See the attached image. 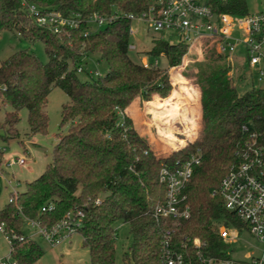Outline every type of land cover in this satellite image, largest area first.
<instances>
[{
    "label": "trees",
    "instance_id": "1",
    "mask_svg": "<svg viewBox=\"0 0 264 264\" xmlns=\"http://www.w3.org/2000/svg\"><path fill=\"white\" fill-rule=\"evenodd\" d=\"M28 1L83 19L94 12L138 13L156 0ZM212 6L218 12H249L246 0H212ZM131 25L123 15L87 35L84 22L57 34L38 25L21 0H0V33L16 30L24 38L40 40L47 55L42 62L23 49L0 62V108H11L0 124L6 131L1 137H18L21 109L27 110L29 134H45L49 92L59 87L69 97L62 105L60 123L69 124V129L59 135L50 162L38 177L25 182L23 191L11 192L0 208V225L16 236L11 240V255L17 264H34L43 255L40 244L22 229L26 220L50 227L78 210L83 213L78 233L88 248L89 264H115L114 224L118 221L127 222L132 234L123 264H159V241L165 227L173 229L176 240L185 235L199 237L207 243V254L226 257L227 245L216 233L215 223L224 219L226 225L243 226L225 209L221 196L212 193L230 166L240 162L239 151L249 137L241 132L242 125L260 133L259 142H264V87L252 84L239 93L237 81L228 74L230 64L216 53L210 40H204L203 59L183 72L199 94L197 136L173 151L157 154L132 119L120 113L137 97L146 101L153 94L166 97L172 83L177 90L163 100L165 104L174 100L178 104L181 93L194 100L195 88L175 68L170 72L172 83L169 80V69L181 63L187 44L154 38L145 52L149 65L144 66L130 56ZM89 54H98L108 70L83 80L77 68ZM160 55L165 56L166 67L154 65V57ZM240 68L244 71L246 65ZM197 150L200 163L193 167L184 189L190 216L156 222L152 212L165 192L159 182L161 167H174ZM3 155L0 149V163Z\"/></svg>",
    "mask_w": 264,
    "mask_h": 264
},
{
    "label": "built area",
    "instance_id": "2",
    "mask_svg": "<svg viewBox=\"0 0 264 264\" xmlns=\"http://www.w3.org/2000/svg\"><path fill=\"white\" fill-rule=\"evenodd\" d=\"M21 4L38 25L57 34L77 29L84 22L88 28L83 34L87 35L125 15L132 23H142L152 31L168 32L176 39L174 42L185 43L187 47L210 40L216 53L224 56L230 66L237 62L235 58H239L240 65H246L244 71L252 83L264 87V7L256 12L233 14L214 10L212 0H156L138 13L116 11L107 15L94 12L81 19L79 15H64L56 10L43 9L28 0H21ZM136 30L131 25L130 35ZM128 48L135 50V45L130 43ZM140 60L144 66L149 65L146 56ZM157 63L155 60L154 65ZM77 72H85L89 78L99 75L97 71H85L82 67H78ZM241 132L249 137L239 151L240 162L230 166L212 194L221 196L225 209L234 214L243 226L226 225L223 219L215 223V230L227 246L239 238V230H246L262 245L259 253L247 252L244 261L231 258L228 250L225 251L226 257L209 255L206 253V241L189 235L176 240L173 229L165 227L161 230L159 241V264H264V142H259L260 133L251 131L245 124L241 126ZM18 162L23 164L25 161L19 159ZM199 163L200 153L197 150L174 167H161L159 182L165 192L163 201L152 212L156 222L176 221L190 216L184 189L193 167ZM82 216L80 210L75 214L67 213L50 227L40 226L37 220L30 221L36 228V234L54 246L78 233ZM0 235L9 247L8 252L0 253V264H17L11 255V240L16 236L6 232L3 224L0 225Z\"/></svg>",
    "mask_w": 264,
    "mask_h": 264
},
{
    "label": "rangeland",
    "instance_id": "3",
    "mask_svg": "<svg viewBox=\"0 0 264 264\" xmlns=\"http://www.w3.org/2000/svg\"><path fill=\"white\" fill-rule=\"evenodd\" d=\"M246 1L249 12H256L264 7V0ZM132 28L137 29L134 34L130 35V43L135 45V50L130 51V56L133 60L140 59L146 55L145 52L151 48L154 38L161 37L170 42L176 41L174 37L169 36L168 32L152 31L142 23L133 22ZM203 44L201 42L200 44L196 43L192 47H187L181 63L175 66L179 74L183 76V72L192 68L195 61L203 59ZM23 49L33 52L42 62L47 61L44 45L40 40L24 38L16 30H3L0 33V62L13 52ZM235 59L237 62H233L228 74L235 79V82L237 81V91L242 93L252 84L256 85V83H252L248 73L240 68V59ZM155 60L158 61L159 67H166L167 61L164 55L154 57L153 61ZM225 61L230 64L226 59ZM81 67L85 71H97L99 75L105 74L108 70L107 63L98 54L87 55ZM78 76L83 80L88 78L85 72H79ZM170 76L171 73L169 71V80L172 82ZM186 82H189V85L192 84L189 80ZM176 87L175 85L173 89ZM180 95L178 108L174 107L177 104L176 100H174V104H165L168 107L174 105L175 113L168 112L170 115L164 118L158 116L160 111L158 107H154V103L143 99V101L139 100L140 104L135 110L139 115L137 116L134 112L135 118H132L134 120V123L132 121L133 126L140 133L150 136L151 146L157 154L173 151L184 144V139L197 136L200 125L197 117V105L193 102H188L187 104L185 102L186 99H184L185 94L181 93ZM68 101L69 97L59 87L51 89L45 105L49 118L45 134H29L30 128L27 122L26 109L19 111L20 120L16 124L19 133L18 137L4 140L1 135L6 133V131L0 128V149L4 153L3 160L0 163V208L8 202L11 192L23 191L25 182L38 177L50 162L52 150L58 142L59 135L67 133L69 129V124L60 125L61 108ZM10 110L9 106H5L3 110L0 108V124L4 120L5 112ZM124 114L127 115L124 111L120 113V116ZM129 117L131 118L132 115ZM19 159H23L25 162L19 164ZM10 162L11 164L9 165ZM114 228L116 229L115 264H123V255L129 251L132 234L127 222L118 221L114 224ZM22 229L26 235L36 240L43 250V255L34 264H89V251L87 247L81 245L82 237L79 233H74L70 239L52 246L36 234V228L32 226L30 220H26ZM261 246L252 235L242 229L239 230V238L229 244L226 250H228L231 258L244 261V254L247 252L258 254ZM8 250V243L0 235V253L4 254Z\"/></svg>",
    "mask_w": 264,
    "mask_h": 264
},
{
    "label": "crops",
    "instance_id": "4",
    "mask_svg": "<svg viewBox=\"0 0 264 264\" xmlns=\"http://www.w3.org/2000/svg\"><path fill=\"white\" fill-rule=\"evenodd\" d=\"M175 68V66L174 67H171L170 69H169V71L171 72V70L172 69H174ZM181 75V74H180ZM182 76V75H181ZM183 77V76H182ZM186 81H188L185 77H183ZM172 83V82H171ZM187 83H189V82H187ZM174 84L172 83V89L174 88ZM191 86H193L194 88H195V90H196V97L194 98V100H192V99H190V98H188L186 95L184 96V99H186V101L185 102H187V104H188V102H193V103H195V105H197V117L199 116V94H198V91H197V89H196V87L193 85V84H191ZM172 89H171V91H172ZM171 93V92H170ZM169 93V94H170ZM169 94L166 96V97H161V96H159L158 94H153L152 95V98L150 99V100H148V102H151V103H154V107H158V109H159V113H158V116L159 117H161V118H164L165 116H167V115H170V113L168 114V112H171V113H175V110L173 109V106L172 107H168V106H166L165 105V102H163V100H165L166 98H168V96H169ZM139 100H141V101H143L141 98H139V97H137L135 100H133V102L125 109V112L127 113V115L128 116H130V115H132V117H131V119L133 118H135L134 117V112H135V110H137V107L139 106V104H140V101ZM180 101V100H179ZM179 101H178V103H179ZM170 104H172V103H170ZM174 107H176V108H178L179 107V105L178 104H176ZM178 112V111H177ZM131 113V114H130ZM135 114L138 116L139 115V113H137V111L135 112ZM132 119V121H133V123H134V120ZM145 122V121H144ZM136 128V127H135ZM137 129V128H136ZM140 132V131H139ZM142 135H146L145 137H147L148 138V140H149V142H150V136L149 135H147V134H143V133H141ZM190 139H192V138H186V139H184V143H185V141L186 140H190ZM151 144V143H150ZM183 145V144H182ZM182 145H180V146H182ZM180 146H178V147H180ZM177 147V148H178ZM71 238V237H70ZM81 245L83 246V239L81 238Z\"/></svg>",
    "mask_w": 264,
    "mask_h": 264
}]
</instances>
